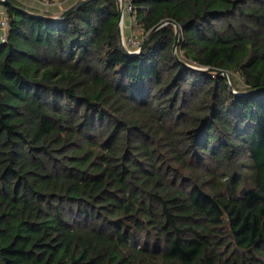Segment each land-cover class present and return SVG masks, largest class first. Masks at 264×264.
<instances>
[{"label":"trees","instance_id":"trees-1","mask_svg":"<svg viewBox=\"0 0 264 264\" xmlns=\"http://www.w3.org/2000/svg\"><path fill=\"white\" fill-rule=\"evenodd\" d=\"M11 1L0 264H264V0Z\"/></svg>","mask_w":264,"mask_h":264},{"label":"rangeland","instance_id":"rangeland-1","mask_svg":"<svg viewBox=\"0 0 264 264\" xmlns=\"http://www.w3.org/2000/svg\"><path fill=\"white\" fill-rule=\"evenodd\" d=\"M66 1L70 6L72 0H66ZM77 1H79V0H75V2H77ZM19 2H21L24 5L26 4L27 6H31V7H35L37 5H38V7L42 6L38 3H35L36 5H34L33 3H26V2H22V1H19ZM119 2H121L122 10H123L122 31H121L123 42L132 52L139 51L141 48L140 45L144 41V39H143V37L145 36L144 31L142 29H139L138 27H136L134 24V19L132 18V15H131L130 2L128 0H119ZM44 10H45V7H43L42 11H44ZM195 197H197V195ZM262 215H264V209H262Z\"/></svg>","mask_w":264,"mask_h":264},{"label":"water","instance_id":"water-1","mask_svg":"<svg viewBox=\"0 0 264 264\" xmlns=\"http://www.w3.org/2000/svg\"><path fill=\"white\" fill-rule=\"evenodd\" d=\"M5 2H10L12 3L11 0H4ZM91 0H79L77 2H75L73 5L69 6L68 9H65L62 13H60L59 15H56V16H52L51 18L53 19H62L64 17H66L67 15L71 14L74 10H76L77 8H79L80 6H82L83 4L89 2ZM118 3L119 4V12H120V17H121V20L119 22V31H120V35H121V43H122V47L123 49L129 53V54H138L140 53L143 48L146 46L149 38L151 37V35L155 32V30L159 29L160 27L166 25L167 23H173L175 26H176V40H175V45H174V49H175V52H176V48H177V45H178V42H179V33H180V28L178 26V24L173 21V20H163L161 21L160 23H158L157 25H155V27L152 29V31L150 32V34L148 35V37L145 39L144 43L142 44L141 48L139 51H135V52H132L126 45L125 43L123 42V38H122V15H123V10H122V5H121V2H119L118 0ZM38 15H41V14H38ZM42 16V15H41ZM211 70H214L216 72H219V73H222L228 80V82L231 84L230 82V79H229V73L227 70H222L220 68H211Z\"/></svg>","mask_w":264,"mask_h":264},{"label":"built area","instance_id":"built-area-1","mask_svg":"<svg viewBox=\"0 0 264 264\" xmlns=\"http://www.w3.org/2000/svg\"><path fill=\"white\" fill-rule=\"evenodd\" d=\"M4 1V0H3ZM26 3H38L45 6V8L50 7L52 4L58 3L62 0H19ZM0 14L2 15L0 21V42H5L7 40L8 31H9V23L6 18V12L4 6L0 3Z\"/></svg>","mask_w":264,"mask_h":264},{"label":"crops","instance_id":"crops-1","mask_svg":"<svg viewBox=\"0 0 264 264\" xmlns=\"http://www.w3.org/2000/svg\"><path fill=\"white\" fill-rule=\"evenodd\" d=\"M74 1L75 0H72L71 3H73ZM34 5H36V4H34ZM42 6L45 7L44 5H42ZM42 6L38 7V5H37L35 7L39 8V10L42 11V9H43ZM68 7H69V4L67 3V1L66 0H62V1L58 2V3L52 4L50 7L45 8L44 11L48 12V13H51V14L56 16V15L62 13L63 10L68 9ZM44 11H42V12H44ZM1 18H2V15L0 14V21H1Z\"/></svg>","mask_w":264,"mask_h":264},{"label":"bare ground","instance_id":"bare-ground-1","mask_svg":"<svg viewBox=\"0 0 264 264\" xmlns=\"http://www.w3.org/2000/svg\"><path fill=\"white\" fill-rule=\"evenodd\" d=\"M121 24H122V22H121Z\"/></svg>","mask_w":264,"mask_h":264}]
</instances>
